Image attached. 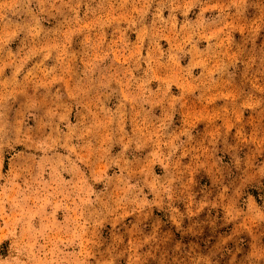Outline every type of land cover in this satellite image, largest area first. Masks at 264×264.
I'll return each instance as SVG.
<instances>
[{
  "label": "rangeland",
  "instance_id": "1",
  "mask_svg": "<svg viewBox=\"0 0 264 264\" xmlns=\"http://www.w3.org/2000/svg\"><path fill=\"white\" fill-rule=\"evenodd\" d=\"M0 264H264V0H0Z\"/></svg>",
  "mask_w": 264,
  "mask_h": 264
}]
</instances>
